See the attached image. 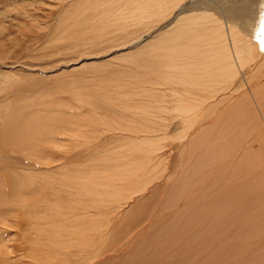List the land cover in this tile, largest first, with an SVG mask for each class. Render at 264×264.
I'll return each instance as SVG.
<instances>
[{"label":"rangeland","instance_id":"374dc122","mask_svg":"<svg viewBox=\"0 0 264 264\" xmlns=\"http://www.w3.org/2000/svg\"><path fill=\"white\" fill-rule=\"evenodd\" d=\"M134 1L0 0V264L264 260L220 212L232 187L206 179L219 166L190 170L199 131L180 136L172 89L148 68L175 18L142 24Z\"/></svg>","mask_w":264,"mask_h":264},{"label":"bare ground","instance_id":"6f19581e","mask_svg":"<svg viewBox=\"0 0 264 264\" xmlns=\"http://www.w3.org/2000/svg\"><path fill=\"white\" fill-rule=\"evenodd\" d=\"M190 1L194 0H138L131 4L141 14L142 24L160 25L175 18L157 36L148 52L147 65L151 66L147 67L156 71L158 87L172 89L173 114L186 125L180 136L189 138L192 129L199 131L190 140L191 151L204 154L190 170L196 175L205 167L219 166L216 176L209 174L206 179L222 183L220 191L232 187L220 212L229 211V219L239 230L236 238L247 240V246L258 251L250 238L264 242V0H198L199 4L188 7ZM152 148L145 150L146 156H151L147 152ZM258 254L253 264H264Z\"/></svg>","mask_w":264,"mask_h":264}]
</instances>
